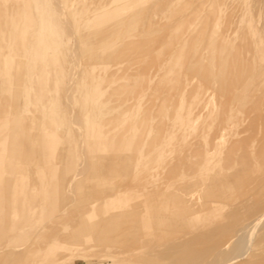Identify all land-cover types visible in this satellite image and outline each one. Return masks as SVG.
<instances>
[{
  "label": "rangeland",
  "instance_id": "rangeland-1",
  "mask_svg": "<svg viewBox=\"0 0 264 264\" xmlns=\"http://www.w3.org/2000/svg\"><path fill=\"white\" fill-rule=\"evenodd\" d=\"M263 209L264 0H0V264L224 262Z\"/></svg>",
  "mask_w": 264,
  "mask_h": 264
},
{
  "label": "bare ground",
  "instance_id": "bare-ground-1",
  "mask_svg": "<svg viewBox=\"0 0 264 264\" xmlns=\"http://www.w3.org/2000/svg\"><path fill=\"white\" fill-rule=\"evenodd\" d=\"M205 32H204V34H205ZM67 98H68V96H67ZM67 98H66V100H68ZM244 147H246V146L244 145ZM240 153H242V152H240ZM235 154H236V152H235ZM244 156H245V154H244ZM231 157H230V160L232 159ZM238 157H239V155H238ZM240 157H239V159H240ZM244 158H248V155H247V157L245 156ZM247 161H249V159ZM212 162H214L213 155H211L210 157H207V158L204 159L203 165L205 166V171H208L207 167H210ZM215 162H216V160H215ZM229 163H230V161H229ZM228 164H226V165H228ZM231 164H232V161H231ZM229 174L231 175L230 177H233L235 179L238 176V174L236 175L234 173L233 169H230V173ZM211 197H213V194H212ZM240 210L239 211L237 210V211L234 212V215L237 216V218H238L240 223H239V227L236 228L234 231L232 230L233 228H231V230L233 232L231 231L230 238L234 237L235 240H234V242L232 243V246H231L232 248L230 250V258L229 259H227L224 262H221L216 257V254L218 253V250H219L220 247H217V246L212 244L214 242V241L211 242V240L213 239L212 238L210 240V242H211L210 245L212 244V246L211 247H210V245L209 246L208 245L205 246V247H210V249L199 248V249H202V250H197V247L195 248V246L197 244L194 247L193 246L192 247L186 246V248L183 249L180 253H177L176 255H174L172 260L174 262L183 263V264H200V263H202V264H234V262L236 260H241V259L243 260L245 258V256L249 253V251H251L250 247L253 246V243H254L255 239H257V238H255L257 236V234L258 233L260 234L261 230L264 229V209L261 212L252 213V214H250L247 210H245V212H243V211L240 212ZM185 231H187V230H185ZM186 233H189V232L187 231ZM224 234H226V233H224ZM157 236H158L157 233H155V234H153V236H147V235L146 236H142L141 238H139V240H141L144 243V245L150 246L153 243H155L157 241V239H159ZM196 236H198V235H196ZM217 236H218V234H217ZM217 236H216L215 239H218ZM205 244H203V245H205ZM199 246H202V245H199ZM249 255H251V254H249Z\"/></svg>",
  "mask_w": 264,
  "mask_h": 264
}]
</instances>
